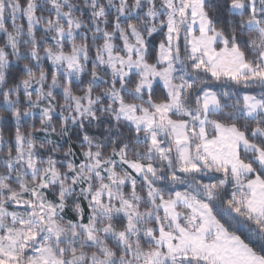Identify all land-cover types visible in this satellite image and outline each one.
<instances>
[{
  "label": "snow or ice",
  "instance_id": "obj_1",
  "mask_svg": "<svg viewBox=\"0 0 264 264\" xmlns=\"http://www.w3.org/2000/svg\"><path fill=\"white\" fill-rule=\"evenodd\" d=\"M0 264H264V0H0Z\"/></svg>",
  "mask_w": 264,
  "mask_h": 264
},
{
  "label": "trees",
  "instance_id": "obj_2",
  "mask_svg": "<svg viewBox=\"0 0 264 264\" xmlns=\"http://www.w3.org/2000/svg\"><path fill=\"white\" fill-rule=\"evenodd\" d=\"M159 91V90H158ZM37 124H38V120H37Z\"/></svg>",
  "mask_w": 264,
  "mask_h": 264
}]
</instances>
